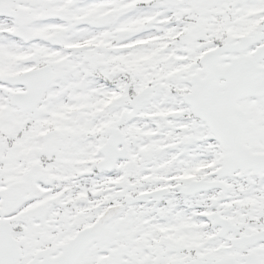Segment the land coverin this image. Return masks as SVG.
I'll use <instances>...</instances> for the list:
<instances>
[{"label":"snow or ice","instance_id":"snow-or-ice-1","mask_svg":"<svg viewBox=\"0 0 264 264\" xmlns=\"http://www.w3.org/2000/svg\"><path fill=\"white\" fill-rule=\"evenodd\" d=\"M0 264H264V0H0Z\"/></svg>","mask_w":264,"mask_h":264}]
</instances>
